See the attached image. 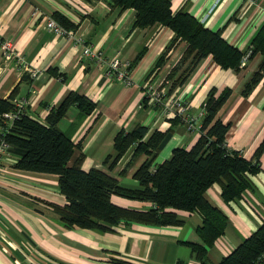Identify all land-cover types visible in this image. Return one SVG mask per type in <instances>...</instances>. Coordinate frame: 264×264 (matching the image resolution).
<instances>
[{
  "label": "crops",
  "instance_id": "1",
  "mask_svg": "<svg viewBox=\"0 0 264 264\" xmlns=\"http://www.w3.org/2000/svg\"><path fill=\"white\" fill-rule=\"evenodd\" d=\"M173 13L183 10L241 52L250 49L257 31L264 26V0H169ZM57 16L71 22L73 37L49 31L46 23ZM135 10L121 9L110 0H0V38L10 40L22 57H5L0 47V97L25 100L26 115L44 122L50 108L57 107L70 92L94 102L90 114L70 105L57 126L78 147L69 165L82 154L81 167L101 169L123 185L136 187L133 173L145 155H133L130 146L112 169L105 159L114 154L113 140L118 131L136 124L154 131L171 130L153 164L167 159L175 147L190 148L201 131L189 132L178 116H164L151 99L147 87L168 88L165 80L186 48L181 41L153 78L146 79L156 60L174 37L171 29L159 23L134 26ZM64 27V26H63ZM78 39L92 44L104 62L80 55ZM141 57L134 63L137 54ZM114 56L127 60L129 83L106 73V62ZM262 58L254 54L238 70L224 69L207 55L189 72L185 81L171 93L182 98L187 112L201 124L208 93L218 95L230 89L216 117L228 124L226 145L254 160L264 141V75L247 94L246 81ZM133 62V63H132ZM24 64L36 69L32 76ZM11 99V100H12ZM18 151L12 146L0 163V264H199L188 243H201L196 228L202 218L197 212H180L181 225H152L121 221L111 231L100 232L65 227L51 203L64 204L57 188V175L18 169ZM259 171L252 175L253 187L235 200L224 202L217 184L205 193L219 207L228 222L223 234L207 250L216 264L251 235L264 220V148L258 157ZM124 169L125 173L119 172ZM111 201L131 209H147L151 202L111 195Z\"/></svg>",
  "mask_w": 264,
  "mask_h": 264
},
{
  "label": "trees",
  "instance_id": "2",
  "mask_svg": "<svg viewBox=\"0 0 264 264\" xmlns=\"http://www.w3.org/2000/svg\"><path fill=\"white\" fill-rule=\"evenodd\" d=\"M110 2L121 9L133 8L135 27L144 28L159 23L174 33L173 39L160 54L146 79L154 77L179 42H186L181 58L166 75L165 80L169 82L167 94L182 84L198 61L207 55H211L224 69H239L244 52L224 40L220 30L206 28L188 12L179 10L173 13L169 0ZM57 19L65 28L71 27L72 23L63 17L57 16ZM250 49L249 58L256 53H260L262 58L257 70L243 86L244 95L264 75V26L253 37ZM141 55L142 51L133 62ZM16 91L17 87L7 98L0 97V114L15 109L11 99ZM229 93L230 89H224L218 95H215L214 89L209 91L203 108L200 136L190 148H173L171 155L161 163L153 164L158 152L169 139L171 130L154 131L148 136L147 127L136 124L128 131L117 132L113 140L114 154L108 155L105 163H108V169H112L130 146L134 147V156L145 155L133 173L138 181L136 187L121 184L116 177L101 169H82V154L69 165L78 145L58 128L57 123L72 104L85 114H90L95 107L94 102L76 92H70L57 107L50 108L44 122L25 113L21 114L8 128L5 138L10 147L18 151L19 156L14 164L16 168L57 175V188L66 202L62 205L50 204L65 227L107 232L121 221L161 226L181 225L184 220L180 212L195 211L202 218L196 228L202 242L188 244L199 264H213L208 260L207 250L223 234L228 218L219 207L208 201L206 190L213 184L219 185L224 202L241 197L247 189L253 187L251 177L260 169L258 157L264 148L263 141L255 152V159L251 160L226 145L228 124H224L216 115ZM124 173V169L119 172L120 175ZM113 194L151 202L152 207L142 210L122 207L111 201ZM263 250L264 220L251 235L216 264H251Z\"/></svg>",
  "mask_w": 264,
  "mask_h": 264
},
{
  "label": "built area",
  "instance_id": "3",
  "mask_svg": "<svg viewBox=\"0 0 264 264\" xmlns=\"http://www.w3.org/2000/svg\"><path fill=\"white\" fill-rule=\"evenodd\" d=\"M46 28L49 31L63 34L68 37H73V31L71 29H67L56 22L53 18H49L46 23ZM77 43L80 45V55L85 58L93 59L96 62H104L101 53L95 52L92 49V44L85 43L82 39H78ZM0 47L3 50V53L6 58L11 59L15 57L18 60V63H22V57L19 53L14 49L13 44L10 40L1 39L0 38ZM251 54V49L246 51L240 62V67L246 65L249 60ZM128 66L129 62L120 58L119 56H114L109 61L106 62V73L108 75L113 74L116 78L122 83L128 84ZM25 70L29 71L32 76L38 74L36 69H31L24 64ZM144 97L149 98L152 102L159 106L162 114L164 116L175 115L180 117L186 123V129L189 132H193L195 130L200 131L201 124H196L193 120V117L187 112V105L182 98L177 97L174 94H167L166 89L164 87H157L151 85L147 87L144 91ZM12 103L15 106V109L12 111L3 112L0 114V163L6 154H8L10 145L7 142L5 135L8 131V128L11 126L13 121L18 118L21 114H26L25 112V100L24 99H12ZM204 110L201 112V116H203ZM251 264H264V250L259 254L254 263Z\"/></svg>",
  "mask_w": 264,
  "mask_h": 264
},
{
  "label": "rangeland",
  "instance_id": "4",
  "mask_svg": "<svg viewBox=\"0 0 264 264\" xmlns=\"http://www.w3.org/2000/svg\"><path fill=\"white\" fill-rule=\"evenodd\" d=\"M165 89H166V92H167V89H168V88H165ZM170 94H173V93H170Z\"/></svg>",
  "mask_w": 264,
  "mask_h": 264
}]
</instances>
